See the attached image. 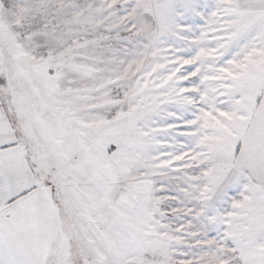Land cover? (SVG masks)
Segmentation results:
<instances>
[{"label": "snow or ice", "instance_id": "obj_1", "mask_svg": "<svg viewBox=\"0 0 264 264\" xmlns=\"http://www.w3.org/2000/svg\"><path fill=\"white\" fill-rule=\"evenodd\" d=\"M0 264H264V0H0Z\"/></svg>", "mask_w": 264, "mask_h": 264}]
</instances>
